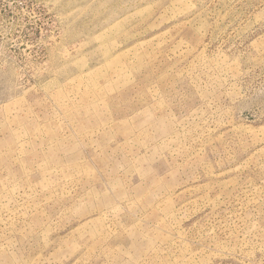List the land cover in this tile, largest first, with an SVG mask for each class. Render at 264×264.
Returning a JSON list of instances; mask_svg holds the SVG:
<instances>
[{
    "label": "rangeland",
    "instance_id": "374dc122",
    "mask_svg": "<svg viewBox=\"0 0 264 264\" xmlns=\"http://www.w3.org/2000/svg\"><path fill=\"white\" fill-rule=\"evenodd\" d=\"M0 264H264V0H0Z\"/></svg>",
    "mask_w": 264,
    "mask_h": 264
}]
</instances>
